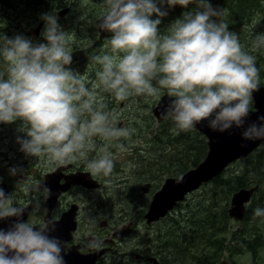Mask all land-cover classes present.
Segmentation results:
<instances>
[{
  "label": "clouds",
  "instance_id": "obj_1",
  "mask_svg": "<svg viewBox=\"0 0 264 264\" xmlns=\"http://www.w3.org/2000/svg\"><path fill=\"white\" fill-rule=\"evenodd\" d=\"M104 2L97 27L112 33L111 53L92 57L100 66L95 82L66 67L72 63V33L61 29L54 14L42 17L46 44L34 45L20 35L0 36V59L6 65V78L0 72V122L22 121L28 137L18 138L22 152L45 158L46 166L71 164L95 149L94 138L99 137L105 143L87 169L93 176H109L114 168L110 149L127 151L118 141L130 138L132 130L116 126L117 114L106 110L97 89L117 101L158 96L166 89L174 99L162 116L174 121L175 134L205 120L219 132L245 126L259 69L256 57L243 50L238 34L223 21L227 9L213 8L209 0H166L170 7L194 2L199 10L184 13L161 35V20L150 17L166 13L155 0ZM252 46L264 48V34L255 35ZM258 119L264 121V116ZM242 137L264 139V123L249 124ZM10 171L15 175L17 170ZM182 180L177 177L178 183ZM25 190L38 191L39 185L28 184ZM25 209L0 188V221L17 218L6 230L0 228V264H65L62 242L49 235L55 231V218L36 227L20 219ZM254 215L264 216V209H255ZM93 247L100 249L101 244Z\"/></svg>",
  "mask_w": 264,
  "mask_h": 264
},
{
  "label": "trees",
  "instance_id": "obj_2",
  "mask_svg": "<svg viewBox=\"0 0 264 264\" xmlns=\"http://www.w3.org/2000/svg\"><path fill=\"white\" fill-rule=\"evenodd\" d=\"M155 2L166 13L163 17L155 13L150 17L161 20L158 25L161 35L166 34L169 27L181 19L184 13L199 10L194 2L187 7H170L166 0ZM209 3L213 8L227 9L223 21L227 23L229 31L238 34L243 50L256 57L259 85L264 86V48L256 50L252 46L255 35L264 34V0H209ZM155 102L156 98L153 105ZM174 128L175 123L171 118L164 119L159 123L158 135L148 139L154 153V160L148 163V170L154 172L150 178L152 182L154 180L150 191L151 188L156 190L166 177H178L195 167L207 153V140L202 133L192 129L175 134ZM138 137H143V134L140 133ZM128 146L132 154L141 156V148L135 149L137 146L134 141ZM112 173L122 175L121 171L115 169ZM164 175L166 177L163 178ZM250 187H255V190L246 204L243 217L238 219L240 226L231 230L228 215L231 196L241 188ZM131 189L137 197L139 186L131 185ZM146 208L142 204L132 213L137 221L143 219ZM257 208L264 209V142L245 158L230 163L219 175L201 184L182 202L177 203L175 210H178L181 218L176 220L172 213L163 218V221L169 220L170 223H164L165 228L159 227L147 236V240H153L152 253L147 252L146 255L158 256L160 264H217L223 252L231 257L245 252L254 253V242L260 239L264 227V216L254 215ZM182 221L183 229H178ZM175 224L176 227L172 226ZM232 263L239 264V261L231 259Z\"/></svg>",
  "mask_w": 264,
  "mask_h": 264
},
{
  "label": "flooded vegetation",
  "instance_id": "obj_3",
  "mask_svg": "<svg viewBox=\"0 0 264 264\" xmlns=\"http://www.w3.org/2000/svg\"><path fill=\"white\" fill-rule=\"evenodd\" d=\"M64 8H68V11L70 10L67 16L71 12H75L70 2L66 4V0H45V4H35L32 0H0V36H8L10 34L9 31L3 34V30L15 27L14 22H16L17 29L20 25L23 34L26 37L29 35V39L34 45L46 44L47 41L41 36L45 28V21L42 20L40 15L50 11H61ZM30 12H34L37 16L35 20L27 21L29 17H26V14ZM24 13L26 14L22 15ZM97 17L88 16V20L82 22L84 23L83 28L87 31L85 35L88 37L81 41L76 40L73 43L74 46H79L74 51L79 50L82 52V57L75 60L71 65L88 58L90 43H101L111 37H99V32L95 25ZM29 24H31L30 32L24 28ZM70 66H67V68ZM1 70L0 68V72ZM90 79H92L91 82H95L96 74L94 76L88 75V80L90 81ZM89 87H91V83H89ZM21 128L22 121L20 120L10 124L0 122V188L4 190L6 195L11 196L15 205L26 208L23 217L20 219L29 221L34 226H42L51 220V218H55V221L60 220L64 212L68 211L71 207H75L74 220L76 227L72 232L70 240L65 243L62 254L66 255L72 252L75 256L87 257L100 251L94 264H114L117 261L116 259L125 258L126 254L122 250L118 252H115V250L119 242L123 240L131 242L134 234L139 233L137 220L133 214L129 215L131 218L123 220V222L116 226H123L124 234L120 237L116 233L122 229H115L113 226L111 230L78 229V221L83 216L80 206L89 204L91 206L98 203V197H92L90 192L91 190H95V188L86 185L97 183L96 189H104L107 187L109 181L113 182L121 176L118 174L115 176V173H112L108 177H103L102 175L93 176L87 169L88 160L83 161L82 159L71 164H52L46 166L45 158L28 156L20 150L21 145L18 143V138H28L26 135L27 128L25 127L22 130ZM13 168L17 170L15 175L10 171ZM143 182L144 184H148V186L153 183L150 178L143 180ZM28 184L39 185V190H25V186ZM46 189L50 191H46ZM100 196L103 195L100 194ZM104 196L106 197V195ZM36 201H39V208H35ZM104 213L103 217L105 219L100 221V225L109 227L110 224L112 225L113 220L112 205L111 207L106 205ZM89 215L91 216L92 213ZM14 218L17 220L16 217ZM86 230L89 231L86 232ZM98 242L101 244L100 249L93 247ZM133 242L136 247V253H133V249L130 247L131 251L127 254L130 258L133 255L136 262L145 261L152 264L154 262L150 260L151 258L158 260L155 255H146L147 252H151V246H140L138 241L133 240ZM109 259H113V263H107ZM158 262L160 264V260Z\"/></svg>",
  "mask_w": 264,
  "mask_h": 264
},
{
  "label": "rangeland",
  "instance_id": "obj_4",
  "mask_svg": "<svg viewBox=\"0 0 264 264\" xmlns=\"http://www.w3.org/2000/svg\"><path fill=\"white\" fill-rule=\"evenodd\" d=\"M67 2L71 3L75 11L74 13L71 12L69 16L67 15L70 12V10L67 11L65 15L61 18H59L58 16L59 10L57 12L56 11H50L48 13L45 12L42 13V15L40 16L43 17L44 15L54 14L57 17V23L61 27V29L65 32L72 33L70 47L72 52H74V49L79 48V46L76 45L74 46L73 43L76 40L81 41L84 38L88 37L87 35H85L87 31L83 28L84 23L82 22L87 21L88 16H92L94 18L100 15L105 9V2L104 0H66V4ZM25 14L26 13L22 15ZM36 16L37 15L34 12L27 13L26 17H29L27 21H30L32 19L35 20ZM31 24L26 25L24 28L28 29L29 31L31 28ZM14 25L15 27H11L8 30L4 29L3 34L9 31L10 34L7 36L8 38H14L17 35H20L30 40L29 35L26 37L23 34V30L20 25L18 29L16 22H14ZM239 30L241 31L240 28ZM158 32L159 34H162L161 30H158ZM110 53L111 50L110 47L108 46V40L101 43L100 42L90 43L88 50V58L83 59L82 61L76 64L73 65L70 64L71 66L69 65L70 67L68 68L76 73H79L80 75L83 74L86 75L87 78L88 75L94 76L96 74V71L100 68V66L93 61L92 57L95 55L110 54ZM0 68L2 69L1 72L5 73V78H6V65L4 64L2 59H0ZM92 79H90V82L92 81ZM153 85L158 87L156 81H153ZM163 91H167V90L161 89V94L163 93ZM97 92L98 95L104 98V102L107 104L106 110L109 112L115 111V113L117 114L116 126L119 128L131 129L132 132L130 138L128 139L122 138L120 141H118V143L124 144L125 148H127V151L119 152L115 148L110 149L114 157L113 169L121 171L122 175L118 174L121 177H119L117 180H114L113 182L109 181L107 187L104 189H96V187H91V188H95V190L90 191L91 196L94 198L98 197L97 200L98 203L91 206L90 204L80 206L83 216L78 221V229L111 230L112 226L115 229L116 228L122 229L123 226L121 227H116V226L121 222H123V220L131 218V216L129 215L134 213L135 210L142 204H145L148 207L150 198L153 192L155 191V188H151L150 191L151 185L148 186L146 191L145 190L146 187L143 180H147L154 175L153 171L148 170L149 169L148 163L154 160V155H153L154 153L151 149V144L149 145L148 139H150L154 135H158L159 122L156 121L155 118L152 116L151 108L153 107L155 98L157 99L161 94L153 97L144 96V95H140V96L132 95L125 101H117L114 95H112L111 93L101 91L100 89H98ZM140 133L143 134V137L139 138L138 136ZM98 138L99 137L94 138L96 148L88 151L86 156L82 159L83 161L84 160L90 161L92 159L97 158L99 148L102 147L103 144L105 143L100 138H99L100 140H98ZM133 141L134 143H136L137 146L135 149L141 148V150L139 151V154L141 156L134 155L130 151L128 145H130L131 142ZM139 172L141 173L147 172V174L141 175ZM111 174L109 176H111ZM116 174L117 173H115V176ZM102 176L108 177L104 175ZM164 177H166V175H164L163 178ZM118 181H122V182L116 184L114 183ZM162 182L163 180L158 184V186L159 185L161 186ZM131 185L134 186L137 185V187L139 186V195L137 197H135L134 192L131 189ZM141 187L143 188L142 189L143 191L141 190ZM100 194H102L103 196H100ZM104 195H106V197ZM106 205L109 207H111L112 205V210H113L112 225L110 224L109 227L100 225V221L105 219L103 217V214H105L104 212L106 210ZM177 211L178 210H175L174 207L169 213H172V216L176 220H179L181 217ZM90 213H92L91 216L89 215ZM163 220L164 219L162 218V220L160 219L157 222H151L148 225L145 223L144 219L140 220L139 222H137V228L139 233L134 234L133 240L138 241L140 246H151L153 239L147 240V236L153 234L154 231L159 227H162V229L165 228V226H163L164 223H170L169 220H165V221ZM172 226L176 227L177 225L175 224ZM239 226L240 223L238 222V220L230 216L229 227L231 228V230L238 229ZM178 229H183V221L181 222V226ZM88 231L89 230H86V232ZM261 232L262 235L260 239H256V241L254 242L255 243L254 253L245 252L242 255H235L231 257L227 252H223V254L219 257V261L217 262V264H230L231 259L238 260L239 264H264V227H262ZM133 240H131V242L124 240L119 242V244L116 246L117 249L115 250V252L122 250L123 253L126 254V256L125 258L123 257L116 259L117 261H115L114 264H152V263H147L145 261L136 262L133 255L131 258L127 255L131 251L130 247H132L133 249L132 252L136 253V247L134 245ZM155 257H157L158 260H160L158 256ZM107 263H113V259L107 260Z\"/></svg>",
  "mask_w": 264,
  "mask_h": 264
},
{
  "label": "water",
  "instance_id": "obj_5",
  "mask_svg": "<svg viewBox=\"0 0 264 264\" xmlns=\"http://www.w3.org/2000/svg\"><path fill=\"white\" fill-rule=\"evenodd\" d=\"M32 2L35 4H45V0H32ZM67 11L68 8L62 9L58 12V16L60 18L63 17ZM99 19L100 17L95 20L99 37L106 38L112 36L111 32L102 31L97 27L100 23ZM81 57L82 52L79 50L72 52V63ZM172 99L174 98L169 97L168 94H163L156 105L152 108V114L158 121L164 119L162 113ZM252 101L253 108H250L249 116L246 118L245 126L243 128H236L233 126V128L225 132L213 131L208 127V121L206 120L195 125L193 129L202 133L207 140V153L202 161H200L195 167H192L181 174L183 176L182 182L178 183L177 177H167L164 179L160 188L152 195L147 211L144 214L147 224L165 216L178 202L183 201L189 193L196 190L201 184L206 183L213 177L219 175L228 164L238 159L245 158L264 142V139L245 140L242 137L243 131L249 124L254 122L257 124L264 123V121L258 119V117L264 116V86H258V90L253 92ZM86 186L97 187L98 184L95 183ZM146 186L147 184L145 187ZM254 190L255 187L241 188L232 194L228 210L229 216L235 219H241L243 217L246 204L249 202ZM74 217L75 207H71L68 211L62 214L60 220H56L55 231L49 233L50 236L59 238L62 242V249L65 243L70 240L72 232L75 230L76 223ZM15 221L14 217L0 221V228L6 230ZM116 234L120 237L124 234L123 229ZM99 254L100 251H98L97 254L87 257L75 256L72 252L62 255L65 264H94ZM150 260H152L154 264H158V261L155 258H151Z\"/></svg>",
  "mask_w": 264,
  "mask_h": 264
},
{
  "label": "bare ground",
  "instance_id": "obj_6",
  "mask_svg": "<svg viewBox=\"0 0 264 264\" xmlns=\"http://www.w3.org/2000/svg\"><path fill=\"white\" fill-rule=\"evenodd\" d=\"M8 16V15H7ZM1 17V16H0ZM9 18V17H8ZM12 19V18H11ZM5 25V24H4ZM8 30V29H7ZM1 31V30H0ZM45 40V39H44ZM95 73V72H94ZM189 133V132H188Z\"/></svg>",
  "mask_w": 264,
  "mask_h": 264
}]
</instances>
